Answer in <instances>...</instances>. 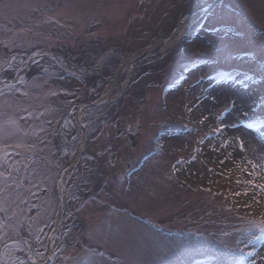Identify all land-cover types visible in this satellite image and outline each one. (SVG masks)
Listing matches in <instances>:
<instances>
[{"label":"rangeland","instance_id":"obj_1","mask_svg":"<svg viewBox=\"0 0 264 264\" xmlns=\"http://www.w3.org/2000/svg\"><path fill=\"white\" fill-rule=\"evenodd\" d=\"M209 1L0 0V80L20 74L0 87V185L13 181V158L25 173L46 155L60 159L67 190L53 253L36 245V258L264 264L245 257L264 256V192L245 183H264L248 164L264 165V0H223L192 25ZM44 48L57 53L25 71ZM21 239L3 242L5 264H28Z\"/></svg>","mask_w":264,"mask_h":264},{"label":"flooded vegetation","instance_id":"obj_2","mask_svg":"<svg viewBox=\"0 0 264 264\" xmlns=\"http://www.w3.org/2000/svg\"><path fill=\"white\" fill-rule=\"evenodd\" d=\"M53 152L56 154V150ZM50 158L55 159L50 160ZM42 159L46 160V164L40 163L34 156H30V159L24 163L26 166L24 173L17 170V165L20 163L22 164L21 161L23 158H13L12 166L9 170L12 175L9 177L15 180L19 187H17V184H7L12 188H16V191L20 194V199L16 200L14 195H9L8 193L5 197L0 196V207H7L6 215L0 213V223L8 224V227L1 228L0 237L6 235L10 238H23L18 241L17 249L23 252L20 256L24 258L28 264H48V260L42 261L36 258L35 246L45 245L46 252L47 254L49 253L54 239L53 228L58 217L57 210L63 203L62 194H66L67 191L66 188L63 187V193H61L62 190L59 191L60 187L58 181L63 170L58 172L56 169V166L61 164L59 162L60 159L58 160V156L48 157L42 155ZM31 161L38 163L33 169L29 167ZM51 164H54L55 167H52ZM30 170L33 171V173H28ZM0 181H2V179H0ZM0 187L2 188L4 185H0ZM1 194L2 193H0V195ZM5 200H7V204H5ZM13 200H16V202L12 203ZM60 227L54 230V232L56 231L55 233H57ZM5 240L7 239H4L3 242ZM3 242L0 243V248ZM7 245H9V243H7ZM8 247L6 249H8ZM4 248L5 245L2 248V252H0V264H5ZM29 249H31V252H29Z\"/></svg>","mask_w":264,"mask_h":264},{"label":"snow or ice","instance_id":"obj_3","mask_svg":"<svg viewBox=\"0 0 264 264\" xmlns=\"http://www.w3.org/2000/svg\"><path fill=\"white\" fill-rule=\"evenodd\" d=\"M35 55H40V53H35ZM13 59H15V57H13ZM11 123H15V122L14 121H11ZM227 127H228V124L225 123V122H222L221 125L215 129V131L216 132H220V131H222L224 129H227ZM236 127H237V125L235 123H233L232 124V128L235 129ZM235 139L239 140V137H236ZM227 146L228 145L225 144V147H227ZM4 147H5V149H7L9 147V145H5ZM243 147H244V141L240 140V142H239V149L242 151L243 150ZM212 150L213 151H216V148H213ZM195 159H196V157H192V160L193 161H195ZM228 160H229V157L226 155L225 158H224V160H221L220 163L221 164H224L225 161H228ZM248 164H250L253 168H258L262 172H264V165H258V164L253 163L252 161H248ZM248 174L250 176H257L260 173L259 172H249ZM3 175H5V173H0V176H3ZM7 175L8 176H11L12 173L11 172H7ZM240 182L241 181L237 180V183H240ZM245 183L248 184V185H250V186H252L253 188L259 189L261 192H264V183H256V181L253 180V179H248L247 181H245ZM12 184H17V182L15 180H13L12 181ZM17 187H19L18 184H17ZM209 191H210V189H209ZM3 192H7L9 195H14L15 198H16V200H19L20 199V194L16 191V188H12L7 183L4 185V187L0 188V193H3ZM233 195H235V196H241V195L248 196L249 195V192L248 191L235 192V193H233ZM16 200H13L12 203H15ZM254 202L256 204H259L260 203L259 200H254ZM5 204H7V200H5ZM244 206L245 207H250V205H248V204H245ZM0 213H4L6 215L7 214V207H0ZM6 227H8V224L7 223H0V228H6ZM256 227L259 228V231L261 233H264V216L261 217V220H260L259 224L256 225ZM4 239H10V237H8L6 235L0 237V243H2ZM256 239H259V237H256ZM13 242L15 243V241H13ZM248 243L251 244L252 241L249 240ZM7 247H8V245L5 244V248H7ZM44 247H46V246H44ZM29 252H31V249H29ZM253 255H256L262 262H264V256H259V254L258 253H255L254 251H248L247 253H245V257H251ZM250 264H256V260L255 259L251 260L250 261Z\"/></svg>","mask_w":264,"mask_h":264},{"label":"water","instance_id":"obj_4","mask_svg":"<svg viewBox=\"0 0 264 264\" xmlns=\"http://www.w3.org/2000/svg\"><path fill=\"white\" fill-rule=\"evenodd\" d=\"M220 0H214V1H212V2H209L208 4H206V5H202V6H200L199 7V9H197L195 12H193L194 14L195 13H197V15L192 19V20H194L193 22H192V25H194L195 24V26L201 21V19H203V17L210 11V9L214 6V5H216L218 2H219ZM192 13V14H193ZM190 26L189 28H191V27H193V26ZM195 26H194V28H195ZM165 43V42H164ZM164 43H160L158 46H156V47H154L153 49L155 50V51H160V50H162V48H164L165 47V45H164ZM38 53H40V55H34V56H32L31 57V59L28 61V66H27V68L25 69V71H28L29 70V68L31 67V64L33 63V61L37 58H41V57H43V56H53L54 54H56L57 52H53V51H49V50H42V51H40V52H38ZM146 54H148V52H147V50H145V51H143L142 53H140L138 56H136L135 57V60H140V59H142L144 56H146ZM59 55H61L60 53H59ZM134 59L132 60V61H135ZM20 76V74H17L16 75V79L14 78V80H0V87L1 86H3V85H6V84H11V83H13L15 80L17 81V78ZM82 128H83V126H82ZM139 128H140V126H137L136 128H135V131H138L139 130ZM84 130V129H83ZM129 138H130V140H131V142H132V146H135V138H134V135H133V133H130L129 134ZM80 156H81V154H80ZM113 161H114V156H113V158H112V161H111V163H113Z\"/></svg>","mask_w":264,"mask_h":264},{"label":"bare ground","instance_id":"obj_5","mask_svg":"<svg viewBox=\"0 0 264 264\" xmlns=\"http://www.w3.org/2000/svg\"><path fill=\"white\" fill-rule=\"evenodd\" d=\"M226 86V85H225ZM221 90H222V92H224V94H227V95H232L233 97H235L234 95H236V93H235V89L234 88H232L231 86H226V87H224V88H220ZM109 93V91L106 93V94H108ZM236 98V97H235ZM86 117H87V113H85V112H82V114H81V119L84 121L85 119H86ZM242 133L244 134V136H245V139L248 141V142H250V143H252V141H254V139H252V137L249 135L250 133L248 132V131H246V130H242ZM73 159H75V157L73 158ZM56 232V231H55ZM55 235H56V233H54V236H53V238L55 239ZM54 245H55V243H54ZM53 253V251H52V246L50 247V250H49V254L51 255Z\"/></svg>","mask_w":264,"mask_h":264}]
</instances>
